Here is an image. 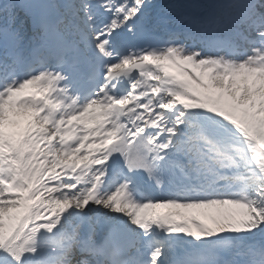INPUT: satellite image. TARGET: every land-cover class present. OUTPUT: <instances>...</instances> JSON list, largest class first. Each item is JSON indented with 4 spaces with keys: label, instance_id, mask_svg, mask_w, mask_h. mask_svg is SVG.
<instances>
[{
    "label": "snow or ice",
    "instance_id": "snow-or-ice-1",
    "mask_svg": "<svg viewBox=\"0 0 264 264\" xmlns=\"http://www.w3.org/2000/svg\"><path fill=\"white\" fill-rule=\"evenodd\" d=\"M0 264H264V0H0Z\"/></svg>",
    "mask_w": 264,
    "mask_h": 264
}]
</instances>
